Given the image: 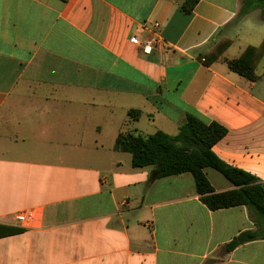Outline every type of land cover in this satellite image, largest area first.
<instances>
[{
	"label": "crops",
	"instance_id": "1",
	"mask_svg": "<svg viewBox=\"0 0 264 264\" xmlns=\"http://www.w3.org/2000/svg\"><path fill=\"white\" fill-rule=\"evenodd\" d=\"M184 1L0 0V224L22 229L0 237V264H264V238L224 246L256 228L245 206L208 209L188 172L147 184L113 147L190 113L224 125L214 152L264 182V55L256 81L226 64L262 41L259 8ZM132 36L159 42L144 53ZM210 170L216 192L233 188Z\"/></svg>",
	"mask_w": 264,
	"mask_h": 264
},
{
	"label": "trees",
	"instance_id": "2",
	"mask_svg": "<svg viewBox=\"0 0 264 264\" xmlns=\"http://www.w3.org/2000/svg\"><path fill=\"white\" fill-rule=\"evenodd\" d=\"M66 1V0H61ZM196 0H185L182 7L189 11ZM259 8L264 20V0H242L237 17L252 9ZM230 40H220L206 54L201 56L205 65L215 61ZM264 55V37L259 45H248L242 53L226 60L228 68L249 81H256L257 64ZM128 115L137 118L138 109H129ZM227 128L211 120L204 122L193 114H186L175 134L161 129L150 134L120 132L114 141V149L127 152L131 156L132 167L151 166L147 184L170 175L188 172L192 175L195 191L200 201L210 210L243 205L256 225L254 230L240 232L224 246L227 250L245 242L264 238V182L248 171L231 165L221 159L213 150V145L223 138ZM210 167L221 173L233 184V188L216 192L205 175L204 168ZM21 228L0 224V237L21 231Z\"/></svg>",
	"mask_w": 264,
	"mask_h": 264
},
{
	"label": "built area",
	"instance_id": "3",
	"mask_svg": "<svg viewBox=\"0 0 264 264\" xmlns=\"http://www.w3.org/2000/svg\"><path fill=\"white\" fill-rule=\"evenodd\" d=\"M131 42L139 45L144 53H149L154 45L158 44L159 39L156 36L139 39L136 36L130 38ZM33 217L32 211H22L15 217L16 221L21 224H26Z\"/></svg>",
	"mask_w": 264,
	"mask_h": 264
},
{
	"label": "rangeland",
	"instance_id": "4",
	"mask_svg": "<svg viewBox=\"0 0 264 264\" xmlns=\"http://www.w3.org/2000/svg\"><path fill=\"white\" fill-rule=\"evenodd\" d=\"M259 10V9H258ZM260 11V10H259ZM256 25H264V22H260V21H255ZM142 123L145 125L146 128H144V132H149L150 129H152L151 127V123L147 120V118H142L141 119ZM144 169H147L148 171H150L152 169L151 166H146ZM210 171H214L215 173H217L218 175H220V177H223L221 174H219V172H217L216 170H213L211 168Z\"/></svg>",
	"mask_w": 264,
	"mask_h": 264
}]
</instances>
